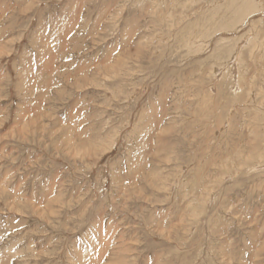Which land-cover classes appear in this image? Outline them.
<instances>
[{
    "label": "rangeland",
    "instance_id": "obj_1",
    "mask_svg": "<svg viewBox=\"0 0 264 264\" xmlns=\"http://www.w3.org/2000/svg\"><path fill=\"white\" fill-rule=\"evenodd\" d=\"M246 1L0 0V264H264Z\"/></svg>",
    "mask_w": 264,
    "mask_h": 264
},
{
    "label": "bare ground",
    "instance_id": "obj_2",
    "mask_svg": "<svg viewBox=\"0 0 264 264\" xmlns=\"http://www.w3.org/2000/svg\"><path fill=\"white\" fill-rule=\"evenodd\" d=\"M242 1L244 2V1H246V0H241V2H242ZM248 1H249V0H248ZM253 1H254V0H253ZM255 1H256V0H255ZM241 2H240V7H239V8H241V6H242V3H241ZM250 2H251V3H248V2L246 1L248 7L251 8V7L254 6V8H256V7L258 6V4H257L256 2H255V3L257 4L256 7H255V3L253 4L252 1H250ZM246 3H245V4H246ZM243 4H244V3H243ZM248 4H249L250 6H249ZM258 7H259V6H258ZM239 8H238V9H239ZM243 8L246 9V13H247V11L250 10V8H249V10H247L248 8H245L244 6H243ZM254 8H251V10H252V11H255ZM239 10H240V9H239ZM237 12H238V10H237ZM240 13H241V15L238 17V19H239L240 21L237 20V22L240 23L239 25L241 26V24H242L241 21H242V22L245 21V17H246L247 14L245 13V10H244V12H243L242 8H241V12H240ZM243 13H244V14H243ZM238 14H239V12H238ZM238 14H237V15H238ZM245 14H246V15H245ZM239 25H238V26H239ZM202 38H203V37H202Z\"/></svg>",
    "mask_w": 264,
    "mask_h": 264
}]
</instances>
